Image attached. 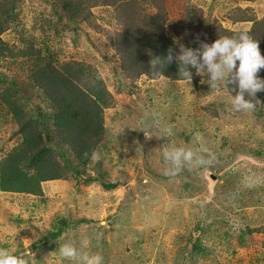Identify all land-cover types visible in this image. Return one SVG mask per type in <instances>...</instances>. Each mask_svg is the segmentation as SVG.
<instances>
[{"label":"rangeland","instance_id":"374dc122","mask_svg":"<svg viewBox=\"0 0 264 264\" xmlns=\"http://www.w3.org/2000/svg\"><path fill=\"white\" fill-rule=\"evenodd\" d=\"M166 7L170 24L166 35L185 48L188 31L182 18L188 8L195 10L202 29L215 22L232 31L247 30L250 24L229 21L235 9L256 19L264 14V0H168ZM40 8L37 1H32L20 9L21 24L17 26L15 22L1 36L7 50L26 48L19 35L39 40L32 32V19L39 17ZM107 20L97 24L110 31ZM102 33L91 34L93 44L101 39ZM47 35L50 49L65 51V59L73 57L93 63L113 99L104 117L109 144L113 143L111 147L119 158L99 153L104 176L91 171L92 180L87 183L83 182L87 180L85 176L72 175L66 180L43 183L37 197L0 192V247L17 254L25 264H75L59 255L64 244L106 256L103 264H264V225L253 226L256 230L251 236L244 235L256 213L254 209L264 212V199L259 207L250 206L240 214L241 194L237 198L229 189L232 193L229 198L225 195L219 200L215 198L224 189H219L218 184L226 185L223 176L227 175L228 183L232 184L237 174H242L250 189H257L258 196H263L264 179L259 171L264 170V163L242 153L209 152L205 146L201 147L199 134L192 132L186 119L191 113L189 106L201 95L192 83L191 91L185 83L172 84L165 79L141 78L131 86L119 74L108 49L98 53L88 45L84 35H80L77 47L71 46L70 34L56 37L48 31ZM32 43L40 47L39 41ZM5 58L8 60H0V73L16 84L26 82L29 65ZM133 87L135 93L129 94ZM11 120L0 101V162L19 144L20 136ZM146 120L154 123L152 132L142 129L148 128ZM173 148L190 149L205 157L214 156L215 160L210 168L193 169L186 165L173 179L166 174L164 161V151ZM209 174L216 176L215 183L210 181ZM120 178L124 182L116 189H103L102 183H114ZM149 186L161 194H149V188L146 190ZM216 215L223 217L220 230L213 222ZM58 218L66 222L64 234L47 245L37 244L31 253L28 249L31 244L40 241L47 232L57 230ZM229 221L230 226L224 227ZM197 227L201 228L198 232ZM197 239L204 251L191 254V245Z\"/></svg>","mask_w":264,"mask_h":264},{"label":"trees","instance_id":"16d2710c","mask_svg":"<svg viewBox=\"0 0 264 264\" xmlns=\"http://www.w3.org/2000/svg\"><path fill=\"white\" fill-rule=\"evenodd\" d=\"M32 1L42 6L39 17L32 19V32L39 40L19 35L26 48L7 50L1 36L15 22H18L17 26L21 24L18 20L20 9ZM167 1L0 0V60L10 57L29 65L27 81L20 84L0 73V101L20 136L19 144L0 162L1 193L37 197L41 195L43 183L66 180L72 175L85 176L87 180L83 182L87 183L92 180L91 171L99 177H103L105 172L102 161L92 159L93 152L119 158L111 147L113 143L109 144L104 117V111L111 107L113 99L97 76L93 63L73 57L65 59V51L50 49L47 32L52 31L56 37L70 34L72 47H77L80 35H84L88 45L98 53H102L103 48L108 49L119 67V74L130 84L141 78L148 81L165 79L172 84L185 83L177 75L179 62L175 59L165 67L163 75H155L149 69L152 58L165 57L169 49L173 50L174 57L180 51L175 39L166 35V28L170 25ZM232 15L229 16L232 24H250L249 28L232 31L214 22L202 29L195 10L186 9L182 18V25L188 31L186 48L200 49L202 43L211 45L219 38L233 37L246 31L258 41L261 56L264 57V14L256 19L235 9ZM105 18H108L106 23L112 29L110 31L102 30L97 24V21ZM99 32H103V35L93 44L91 34ZM35 40L39 41L40 47L36 48L32 43ZM160 70L163 71V68ZM192 72V86L201 95L192 107L189 106L191 113L187 114L186 119L192 132L199 134L201 147L205 146L209 152L225 153L227 150L233 152L232 155L242 153L263 164L264 91L256 94L254 110L236 112L231 110V96L236 94L232 91L235 85L227 86L229 94L223 87L218 91L213 90L208 85V77L196 76L195 69ZM258 76L264 79V69L259 71ZM134 89H127L128 93L134 94ZM145 122L148 128L142 129L152 132L154 123L151 120ZM143 142L148 143L147 139H143ZM241 175H235L232 184L228 183L227 175L223 176L226 185L218 184L219 189H224L215 196L219 200L223 195L229 198L231 192L237 194V198L241 194L243 202L238 205L240 214L250 206L259 207L264 199V195L258 196L256 188H249ZM259 175L264 179V170H260ZM123 182L120 178L114 183H102V187L111 191ZM147 189L149 194H161L155 187L149 186ZM254 211L252 222L244 233L246 236H251L256 230L253 226L264 225V212L259 209ZM222 218L216 215L213 221L220 226L219 230L223 225ZM57 222L56 231L47 232L40 241L28 247L31 253L38 245H47L64 234L66 222L61 218ZM226 226H230V221ZM200 230L197 227L196 232ZM199 242L197 239L191 245V254L204 251L200 249Z\"/></svg>","mask_w":264,"mask_h":264},{"label":"clouds","instance_id":"9594fccd","mask_svg":"<svg viewBox=\"0 0 264 264\" xmlns=\"http://www.w3.org/2000/svg\"><path fill=\"white\" fill-rule=\"evenodd\" d=\"M179 48V54L175 57L173 50L169 49L165 57L152 58L149 69L155 75H163L165 67L175 59L179 62L177 75L185 81L189 91L194 75L192 69H195L196 76L208 77V85L213 90L218 91L223 87L229 94L227 86L235 85L232 91L236 94L230 96L236 112L255 109V96L264 91V79L258 76L259 71L264 69V57L261 56L258 41L246 31L233 37L219 38L211 45L202 43L200 49H189L183 45ZM92 159L99 160V153L93 152ZM214 160V156L205 157L190 149L173 148L164 151L166 174L171 177L178 175L186 165L193 169L210 168ZM59 255L75 264H103L100 254L80 251L71 244L62 245ZM0 264H25V261L12 254L8 248L0 247Z\"/></svg>","mask_w":264,"mask_h":264},{"label":"water","instance_id":"95a60500","mask_svg":"<svg viewBox=\"0 0 264 264\" xmlns=\"http://www.w3.org/2000/svg\"><path fill=\"white\" fill-rule=\"evenodd\" d=\"M208 178L210 179V181H211L212 183H215L216 180H217L216 176L213 175V174H209V175H208ZM26 254H28L27 251H26Z\"/></svg>","mask_w":264,"mask_h":264}]
</instances>
